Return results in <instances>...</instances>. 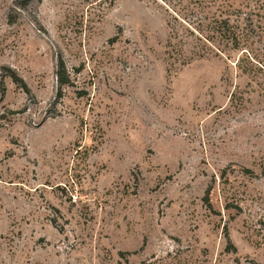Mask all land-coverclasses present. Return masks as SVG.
Instances as JSON below:
<instances>
[{"label": "rangeland", "instance_id": "1", "mask_svg": "<svg viewBox=\"0 0 264 264\" xmlns=\"http://www.w3.org/2000/svg\"><path fill=\"white\" fill-rule=\"evenodd\" d=\"M248 2L0 0V264H264V29L165 54Z\"/></svg>", "mask_w": 264, "mask_h": 264}, {"label": "trees", "instance_id": "2", "mask_svg": "<svg viewBox=\"0 0 264 264\" xmlns=\"http://www.w3.org/2000/svg\"><path fill=\"white\" fill-rule=\"evenodd\" d=\"M246 8L250 9L248 13L238 9L220 11V14L216 17H201L198 19L197 27L188 25L191 26L192 30L188 28L187 31L195 36L197 43L193 46L192 51H187L188 42H175L176 37L171 35L166 44L167 63L171 67L177 64L180 67H185L196 59H205L213 54H224L227 59H230L228 52L240 51L243 57H240L235 66L241 69L243 73H250L251 70H249L247 64H251V69H254V63L252 62L254 59L249 55L250 53L246 47L250 46L254 32L264 29V0H249ZM216 45H221L222 49H219ZM8 76L14 83H21L23 88L28 90L27 85L14 71H11ZM57 76L60 87L70 84L63 61H59ZM233 97L232 94L231 99ZM210 193L211 191L208 190L204 199L208 206H211Z\"/></svg>", "mask_w": 264, "mask_h": 264}]
</instances>
